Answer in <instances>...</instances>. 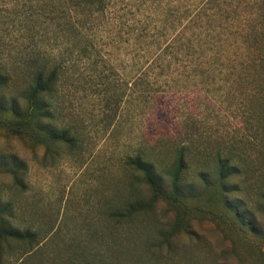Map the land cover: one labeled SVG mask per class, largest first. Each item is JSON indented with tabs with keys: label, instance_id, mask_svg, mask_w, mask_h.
Here are the masks:
<instances>
[{
	"label": "rangeland",
	"instance_id": "obj_1",
	"mask_svg": "<svg viewBox=\"0 0 264 264\" xmlns=\"http://www.w3.org/2000/svg\"><path fill=\"white\" fill-rule=\"evenodd\" d=\"M263 6L104 0L88 10L70 0H0V65L15 79L17 110L26 111L30 90L24 60L61 57L47 122L77 139L70 150L48 131L0 129L8 139L0 210L33 235L4 262L264 264V48L254 30ZM71 23L74 33L65 31ZM11 104L0 118L11 117ZM180 146L193 162L185 196L158 200L130 222L116 217L129 199L151 200L125 160L144 148L166 168ZM217 154L232 158L234 176L220 174Z\"/></svg>",
	"mask_w": 264,
	"mask_h": 264
},
{
	"label": "trees",
	"instance_id": "obj_2",
	"mask_svg": "<svg viewBox=\"0 0 264 264\" xmlns=\"http://www.w3.org/2000/svg\"><path fill=\"white\" fill-rule=\"evenodd\" d=\"M70 1H73L75 7L81 6L88 10L99 9L104 4V0ZM259 9L258 17L261 21L257 28L254 27V30L259 37L260 46L264 48V6ZM76 29V26L71 23L66 25L65 31L74 33ZM261 61V65L264 66V53ZM64 63L61 57L41 54H33L30 58L24 60V69L22 70L19 67V73L25 76L30 85V90L24 96L26 111L23 113L17 110L15 100L9 95L8 86L15 80L13 74L6 65H0V109H4L5 100L12 101L11 108L6 112L11 117L0 118V129L12 130L17 134L26 133L31 129L42 132L48 131L47 133L53 137L54 141L62 143L70 150L76 147L77 139L70 128L60 127L57 130L47 122L54 115V112L51 111L53 104L49 103L48 98H52L57 93L60 73L63 71ZM144 95H146L145 91L141 92V97ZM113 96H116V94H113ZM258 108L260 110L259 115L261 114L264 120V114H262L264 112L263 97L258 103ZM172 154L173 157H171L166 168L162 166L152 152L144 148H139L136 155L129 156L125 160L127 168L134 173L135 177L139 178L141 184L151 193V200L140 203L136 200L131 202V199H129L125 203L123 211L115 213L116 217L130 222L139 215L147 214L158 200L176 203L185 196L184 189L190 182V174L193 169L191 151L186 146H180L174 148ZM215 162L223 177H231L236 174L233 171L234 166L231 157L223 158L217 154ZM165 175L169 176V186H165ZM8 215L5 210H0V264H10L5 263L4 260L6 251L10 252L16 248H12V245L18 246L24 242H30L33 238V235L28 231L24 232L14 228L8 219ZM33 250L30 249L25 253L30 254ZM17 261L23 264V255L17 258Z\"/></svg>",
	"mask_w": 264,
	"mask_h": 264
},
{
	"label": "clouds",
	"instance_id": "obj_3",
	"mask_svg": "<svg viewBox=\"0 0 264 264\" xmlns=\"http://www.w3.org/2000/svg\"><path fill=\"white\" fill-rule=\"evenodd\" d=\"M8 143L7 137H5L3 134H0V146L6 145ZM13 146H17L19 144V140L16 138L12 139ZM10 177H6V180H10Z\"/></svg>",
	"mask_w": 264,
	"mask_h": 264
}]
</instances>
